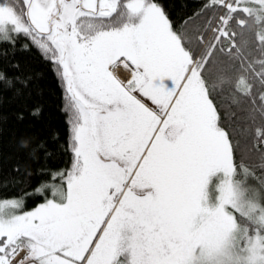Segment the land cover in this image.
I'll return each instance as SVG.
<instances>
[{
    "label": "snow or ice",
    "instance_id": "6c2138e0",
    "mask_svg": "<svg viewBox=\"0 0 264 264\" xmlns=\"http://www.w3.org/2000/svg\"><path fill=\"white\" fill-rule=\"evenodd\" d=\"M202 9L207 46L155 0H0V44L64 82L73 154L32 211L0 199V264H264V0Z\"/></svg>",
    "mask_w": 264,
    "mask_h": 264
},
{
    "label": "trees",
    "instance_id": "16d2710c",
    "mask_svg": "<svg viewBox=\"0 0 264 264\" xmlns=\"http://www.w3.org/2000/svg\"><path fill=\"white\" fill-rule=\"evenodd\" d=\"M155 2L165 9L174 26L203 34L205 46L212 40L210 29L219 9L203 10L205 0ZM0 74L11 81V85L0 83V199L22 197L27 212L44 202L34 190L51 182L52 172L71 167L67 94L54 64L25 38L18 39L15 46L0 44ZM225 107L221 102V108ZM240 115L243 113L237 111ZM236 158L239 162V152ZM254 160L258 164L260 156ZM44 195L51 198L50 191Z\"/></svg>",
    "mask_w": 264,
    "mask_h": 264
},
{
    "label": "flooded vegetation",
    "instance_id": "af4514ba",
    "mask_svg": "<svg viewBox=\"0 0 264 264\" xmlns=\"http://www.w3.org/2000/svg\"><path fill=\"white\" fill-rule=\"evenodd\" d=\"M124 72V74H127V76H128V78L127 79H124V77L122 76V75H119V74H116L115 73V69L113 70V75L117 78V79H119V80H121L122 82H127V80L128 79H130L131 78V72H130V70L129 69H126L123 65H120L119 66ZM150 107V106H149ZM150 108H154V107H150Z\"/></svg>",
    "mask_w": 264,
    "mask_h": 264
},
{
    "label": "bare ground",
    "instance_id": "6f19581e",
    "mask_svg": "<svg viewBox=\"0 0 264 264\" xmlns=\"http://www.w3.org/2000/svg\"><path fill=\"white\" fill-rule=\"evenodd\" d=\"M123 72L124 71L120 67H116L115 68V73L116 74L122 75L124 77V79H127L128 78L127 74H124Z\"/></svg>",
    "mask_w": 264,
    "mask_h": 264
},
{
    "label": "rangeland",
    "instance_id": "374dc122",
    "mask_svg": "<svg viewBox=\"0 0 264 264\" xmlns=\"http://www.w3.org/2000/svg\"><path fill=\"white\" fill-rule=\"evenodd\" d=\"M143 99V98H142ZM144 102L148 105V106H150V107H155L154 105H152L151 104V102L150 101H148V100H144ZM33 210V209H32ZM32 210H30V211H32Z\"/></svg>",
    "mask_w": 264,
    "mask_h": 264
},
{
    "label": "built area",
    "instance_id": "2783aa9c",
    "mask_svg": "<svg viewBox=\"0 0 264 264\" xmlns=\"http://www.w3.org/2000/svg\"><path fill=\"white\" fill-rule=\"evenodd\" d=\"M24 253H21L20 256H18L16 259L20 260L23 257Z\"/></svg>",
    "mask_w": 264,
    "mask_h": 264
}]
</instances>
